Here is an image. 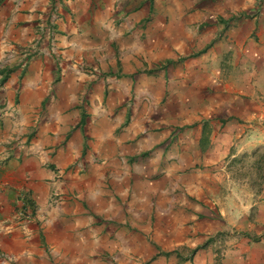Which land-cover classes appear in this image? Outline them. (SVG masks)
Returning a JSON list of instances; mask_svg holds the SVG:
<instances>
[{
    "label": "crops",
    "instance_id": "1",
    "mask_svg": "<svg viewBox=\"0 0 264 264\" xmlns=\"http://www.w3.org/2000/svg\"><path fill=\"white\" fill-rule=\"evenodd\" d=\"M0 26V264H264L215 188L264 144V0H0Z\"/></svg>",
    "mask_w": 264,
    "mask_h": 264
},
{
    "label": "rangeland",
    "instance_id": "2",
    "mask_svg": "<svg viewBox=\"0 0 264 264\" xmlns=\"http://www.w3.org/2000/svg\"><path fill=\"white\" fill-rule=\"evenodd\" d=\"M41 25L42 23L37 24L35 36L38 35L42 39L48 31L46 28L41 29ZM5 29L0 26V42L5 41L3 34ZM248 141L251 143L247 144ZM238 149L240 152H237ZM232 151L238 154L228 164L230 179H226L223 175L218 176L221 182L217 183L215 188L219 191L218 194L229 197L230 203H226L225 206L230 211L243 215L246 224L252 223L259 217L264 218V144L259 138H249L238 142L237 146H233ZM177 179L176 174L172 173L170 181L177 182ZM177 192L176 187L175 193ZM232 240L225 239L224 243L220 241L212 247V254L216 260L222 259L226 251L230 250ZM120 255L124 253L121 252ZM118 258L120 260V257Z\"/></svg>",
    "mask_w": 264,
    "mask_h": 264
},
{
    "label": "trees",
    "instance_id": "3",
    "mask_svg": "<svg viewBox=\"0 0 264 264\" xmlns=\"http://www.w3.org/2000/svg\"><path fill=\"white\" fill-rule=\"evenodd\" d=\"M200 248H201V247L199 246V247H197V248H195V249H192V250L190 251V253H189V254L191 255V257H193V256L195 255V253L197 252V250L200 249ZM176 252L180 254V253H181V250H177Z\"/></svg>",
    "mask_w": 264,
    "mask_h": 264
}]
</instances>
